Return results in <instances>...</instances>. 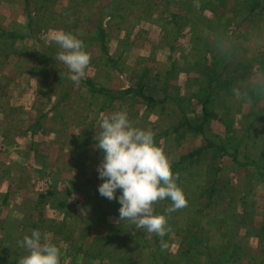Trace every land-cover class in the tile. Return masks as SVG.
<instances>
[{
  "label": "rangeland",
  "instance_id": "374dc122",
  "mask_svg": "<svg viewBox=\"0 0 264 264\" xmlns=\"http://www.w3.org/2000/svg\"><path fill=\"white\" fill-rule=\"evenodd\" d=\"M194 1L204 3L202 8L206 7V9H211L210 12H214L213 16L216 17V20H220L219 25L215 26L216 24H214L212 20L204 16L203 9L201 7L196 8L198 3L195 4L194 8H191V11L181 5L174 7L173 0H164L163 4L159 6V8L157 5V10H162L163 17L170 19V22L162 27L160 42L158 43L159 45H157V47L160 48V56L157 59L158 71H160L159 75L162 74L161 72L172 66V64L175 71H177L178 67H181L180 65L184 64L183 61H185L186 49H183V47L186 46L185 42L187 41L180 32L184 28L186 30L188 27L192 40H195V46L199 48V54H197L196 60V72L193 79L194 87L192 93L194 96H189L191 93L186 94L188 93L186 91L188 88L186 84H191L192 76H186V74L183 73L179 74L177 77L174 73H164V75L162 74V80L159 79V83L154 84L155 72L154 69L150 68L154 66V59L152 60L150 57L151 59L148 58L147 63H145V61H142L141 59H139V62L136 57L130 56L127 60H125V66L128 71L126 81L133 86H131V93L129 95L124 93L123 97H127L132 104L130 111L132 114V120L134 121L130 122L134 127L149 130L154 133V142L168 157L172 172L176 176V183L182 191H187L191 198L198 196L200 193L205 194L206 199L208 198V201L204 200L203 202L198 203L197 209L201 214H204V216H201L199 213L200 218L196 217L190 221V235H186V233H179L178 235V238L181 240L184 247H187L189 242H195L194 249L190 251L187 257H190L189 259L193 264H199L204 259H214L216 264H224V259L230 254H232L231 257H236V255H239L241 252L244 254L249 252L247 247L250 242V238L248 236H250L249 231H251V229L253 233L258 236V240L260 242L264 241V200H259L254 203L252 202V197H250L258 195L260 199L264 198V185L258 184L259 187H256L257 184H255L254 192L249 190V188H246L256 182L254 180L256 179L255 175L253 176V167L252 165H249V159H258L261 163H264V138H260V134H264V99H262L264 91H262V89L258 90L260 89V84H258V87L249 90V93L243 96L244 98H242V105H240V108L232 106L228 108L223 104L222 106H225L223 111L221 110V112H218V110L215 109V105H218L220 102L218 100L220 95L224 97V93H231L232 91L236 92L235 88L237 86L240 88V83H242L241 81H243V79L246 81L259 79V83L263 81L264 72L260 73L256 66L249 70L250 59H248V54L251 50L253 51V49H256L258 45L264 42V19L259 23V29H253L245 20H243L242 23L240 22L242 17L249 15V0ZM153 10L154 8L152 6L151 11L153 12ZM205 12H208V10ZM210 12L208 13L212 16ZM135 13L137 16L141 15V11H136ZM142 13H144V11ZM135 17L136 16L133 15V18L130 19V25H127V29L131 33L145 29L143 26H135V23L138 22L134 21ZM114 20L117 21V18H114ZM170 27H172L174 34L168 32ZM145 34L148 36L147 31ZM51 37L45 35L44 39H48L51 51L57 53V51L60 50V47L51 39ZM251 40L254 42L251 43ZM107 45H109V42ZM107 45L105 46L106 48ZM231 52H234L235 55L230 56L232 55L230 54ZM131 53L133 54V52ZM181 57H183V59H181ZM53 61L57 62L58 59L53 58ZM222 61L226 62V68L224 70H221ZM239 61L245 62L246 71L239 70L242 69L238 63ZM260 62H262L261 67L263 66L262 68L264 70V58L260 60ZM138 65H145L149 67L148 72L143 73L140 71V68V70L138 69L139 72L135 73ZM54 66L55 65H52V67ZM216 73H219V79L221 81H224V78H229L233 80L232 83L223 85L220 84L219 88H217V86L215 87L216 79L212 80V82L211 79L214 78ZM256 75H258V78L254 77ZM87 78L89 83L93 82L95 84V87H102L104 89L103 91H97L94 94L98 95L102 99L104 106L111 108L109 105L118 96L116 94L113 95L112 93L108 94L106 88L100 86V84L92 80L89 76L84 75L81 79L86 80ZM57 80H59L58 73H52L51 81L54 83L57 82ZM106 83L107 82L104 80L103 84ZM209 83L211 84V88ZM90 86H87V84L83 85L85 90L87 89L88 91ZM136 86L141 87V90H138ZM73 87L74 85L72 86V91L76 89L75 87L73 89ZM213 88L219 90V97H214ZM144 95H148L154 101L155 98L156 100H159L160 98L167 97L172 103L174 100L182 98L186 100L187 103H185L186 106H184L186 111L191 113L196 111L200 106L195 105L197 102L199 104L204 101L208 102L206 105H203L202 113L204 115L206 111L209 112L208 116H206L208 119V123L206 125V136L209 144H214V146L209 149L207 147L205 149L196 148L193 152L196 151L197 153L187 158H185L187 153L181 154L172 150L170 147L173 140L167 145L165 143L166 138L169 137V135L170 137L173 135L175 140H178V137H181V139L185 137V132L188 130L187 123H178L176 126L177 131L174 132V129L170 128L172 126L166 128L167 123L162 120H155V117L150 116L149 114V117L146 116V118H144L145 121L143 120L140 122L141 116H139L140 118L138 121V115L133 114L136 113L139 108L141 111L144 109V107L141 106ZM153 96L155 98H153ZM74 99L75 98L72 99V97H69L68 99H64V102L71 108L75 104ZM37 101L44 103L46 100L44 101V98L42 99L40 97ZM76 102L78 103V101ZM87 103L88 104L83 105L84 109L91 110V104H89L88 100ZM151 105L153 106V103ZM51 107L52 110H54V113H59V108L57 106ZM94 107L95 108L92 110L97 111L99 120H95L90 123H86L84 121L83 125L79 123L77 124V127L79 126L78 129H83V132L81 134L82 136L78 133L79 137L77 140L79 150L74 155L79 153L77 156H81L82 158L85 154H87V152H91L92 149L96 150V154H88L87 156L92 159L94 162L93 165L87 163V165L82 168V172L84 171L87 176L80 175L83 177L77 176L75 178L67 176V178H64L62 176L72 174L65 172V174H61L62 176H59L58 172L54 171L56 169H51V171H53L51 174V172H48V168H44L43 170L44 166L36 160V158L39 157L35 156L34 158L36 164H31L27 173L29 178L32 177L34 179L31 189L26 188V185L24 184L23 186L21 181L20 183L18 182V179L20 180V177H23L21 176V173L19 174L20 170L18 168H13L12 173H9V175L7 174V187L4 185L2 189L8 194L13 189H16V184H19L22 185L17 188V191L20 193H25L26 195L29 194L30 196H32L33 193L32 197L34 198L37 195L41 196L50 193L53 198L57 199V201H65L64 203L66 206L64 208V205L60 202L62 208L60 213L58 212V210H60L58 209V203H55V205L50 204L53 208H49L48 203H43L41 201L34 203L30 202L29 210L35 206L34 211H37V213L30 214L29 210H26L25 215L21 218H12L7 216L6 221L5 219L3 221L0 220V227L3 226L4 228V232H0V242L5 245L4 249L0 248V264H17V260L22 257L19 248L16 252H9V248L7 247L9 243L17 245L18 241H21L25 235H30L33 229L39 230L41 233L42 244L45 242L56 244L60 249V256L62 257H65L68 253L71 256L72 253L76 252L77 248H79V255L82 256L83 259L89 258L90 254L94 253L93 250L95 251V248L97 247L100 252L99 256L102 260L104 259L107 261L109 260L107 256H112L114 259L123 256L127 257V253L123 251V247L128 245L132 249L129 251L132 252L134 256H142L145 260L149 258V255L147 254L150 253L151 250L146 248L144 244H146L145 242L151 240L152 235L155 233H150L144 228L137 229L135 225L128 220L118 221L119 218L117 217H107L105 214L109 212L108 208H106V200L108 199L101 196L99 193V196L103 197V199L100 198L97 203L93 202L95 200L91 202L85 200V198L89 199L88 197H90L91 194L94 195V193L98 192L97 186L102 182L95 176L94 172L91 171L92 166H97L100 163L102 152L95 147L96 141L90 136V132L99 134L97 132L101 131L99 127L101 120L104 116L110 115L107 114L108 112L101 110L102 107L96 105ZM98 108L101 111H99ZM121 108V105H119L118 109L121 110ZM151 108H153V110L156 109V107ZM159 108H162L161 110L166 108L171 118L182 116L181 112L173 108V104ZM38 114L39 112L36 110L35 106L29 110L27 117V119L29 118L28 124L33 122L30 129L37 130L33 132L35 133L34 136H32L33 133H31L30 140L27 143L25 140L26 138L23 139L19 137L23 141L21 144H15V147H24L25 144L30 146L33 143L38 146V141L40 139L38 135L42 133L41 128H48L49 124L46 118L41 119L40 121L36 120L35 118ZM241 114L246 119L248 118V129L241 122ZM178 119L179 121L181 119L183 121V117ZM222 119L225 120V126L221 123V121H223ZM226 119L227 121H232V123L227 122ZM24 124L26 123L20 119L17 120L16 126H22ZM52 125L65 129L63 127L64 121L53 123ZM51 127L53 126H50V128ZM67 127L71 128V125H68ZM85 131H87V134H85ZM241 133H244L245 135H242ZM251 134L253 136H251ZM255 135L256 138L254 137ZM70 140L74 139L70 138ZM161 141L163 142L160 143ZM217 145H223L226 149L228 148L232 151L235 150L238 155V160L233 163L232 159L230 160L229 157H226V155L222 156V153L218 150ZM161 146L166 147L162 148ZM176 146L178 148L180 147L178 142ZM0 151H6V146L3 142H1V140ZM41 151H45L46 153L47 149L42 147ZM74 155L71 156L74 157ZM26 157L27 154L24 158ZM20 160H22V158ZM59 164V160L55 163L52 161L51 167L57 168ZM3 169L4 168L2 167L0 168V174L3 172ZM52 177H55L54 182L52 181ZM60 180L65 181L61 183V186H58L61 182ZM240 181L243 183V190H245L244 201L241 200L240 195L236 194H240ZM63 188H66V191H64ZM17 191L15 190L14 192ZM219 198H222L224 201L223 216L220 220L222 224L219 225L220 227H223L222 235L214 232H208L210 231L208 228L213 227L215 222L218 221V214H215L218 205L214 203L213 200L220 201ZM236 199L240 200L236 201ZM162 201L170 202L171 200L164 199ZM112 202L114 204L117 203L115 199H113ZM4 204V207H8L7 203L4 202ZM54 208H56V210H54ZM166 208L158 207L157 211H160L161 209H164V211L166 210V215L168 214L166 216L167 219L170 220V223H174L176 221L174 217L175 215L173 216L175 211L169 212ZM247 211H249V213ZM74 214H78V216L75 217ZM237 215H239L238 218H236ZM238 223H242L244 225L243 227L238 228V230H248L246 232L242 231L244 233L242 236H239L236 232ZM108 225H112L113 227L117 225L119 228H124L128 231V234L126 233V235L123 236V240H118L117 229H115V227L112 229L111 226L110 230H106ZM17 226L22 227L23 232H20L19 234L16 233L18 232ZM26 230H28V232ZM155 237L161 236L155 234ZM254 238L255 239L253 241L256 240V237ZM234 244H240L242 249L237 250ZM164 246L166 249V245ZM170 246L172 247H168L167 251H169V249H175L176 247L173 243ZM167 251L166 253H168ZM152 256L154 257V255Z\"/></svg>",
  "mask_w": 264,
  "mask_h": 264
},
{
  "label": "crops",
  "instance_id": "0c3cea01",
  "mask_svg": "<svg viewBox=\"0 0 264 264\" xmlns=\"http://www.w3.org/2000/svg\"><path fill=\"white\" fill-rule=\"evenodd\" d=\"M163 1L164 0H0V140L6 146L5 152L0 151V168H4L3 172L0 174L1 221L4 219L6 221L7 216L12 218L23 217L26 210H29L30 208V202L34 203L37 201L48 203L49 208L52 207L50 204L55 205V203H58V209H60L58 212L61 213L62 208L60 202H62V205H64L65 208V201H57V199L53 198L50 193L41 196L37 195L34 198L32 197L33 193L32 196L29 194L26 195L25 193L18 192L17 188L24 184L26 185V188L31 189L34 179L32 177L29 178L27 173L31 164H36L34 156L40 158H36V160L44 166L43 170L44 168H48V172H51V174L53 173L51 169H56L54 171H57L59 176H62L61 174H65V172L72 174L62 176L64 178H67V176L74 178L77 176H87L84 171L82 172V168L86 166L87 163L93 165L94 162L87 156L88 154H96V150L92 149L91 152H87L82 158L81 156H77L79 153L74 155L79 150L77 140L79 137L78 133L81 135L83 132V129H78L79 126L77 127V124L79 123L83 125L84 121L90 123L99 120L97 111L92 110L95 108V105L102 107L101 110L108 112L107 114H111V112L114 111H120L118 108L119 105H121V110L127 112L129 120L134 121L132 120V114L130 111L132 104L127 97H123L124 93L126 95L131 93V86H133L126 81L128 71L125 66V60L130 56H134L138 60L141 59L142 61H145V63H147L148 58H152V60L154 59V66L150 67L151 69H154L155 72L154 84H158L159 79L162 80L164 73H174L177 77L179 74L183 73H185L186 76H192L191 84H186L188 87L186 90L188 93L186 94L191 93L189 96H194L192 93L194 87L193 79L196 72V60L197 54H199V48L195 46V40H192L188 27L186 30L184 28L180 32L187 41L185 42L186 46L183 47V49H186L185 61H183L184 64L180 65L181 67H178L177 71H175V68L173 69V64L172 66L169 65V68L161 72L163 75H159L160 71H158L157 59L160 56V48H158L157 45H159L158 43L160 42L162 27L170 22V19L163 17L162 10H157V5L159 8V6L163 4ZM173 3L174 7L181 5L182 7H186L189 11L192 10L191 8H194L196 3H198L196 8H200V4H202V6L204 4L200 1L196 2L194 0H173ZM152 6L154 8L153 12L151 11ZM202 9L204 16L212 20L213 23L216 24L215 26L219 25L220 20H216V17L213 16L214 12H210L211 9H206V7H203ZM207 10L212 16L209 15L208 12H205ZM136 11H141V15L137 16L135 13ZM143 11L144 13H142ZM133 15L136 16L134 21H138L135 23V26H143L145 29L142 31H136L135 33L128 31L127 25H130V19L133 18ZM114 18H117V21H115ZM255 24L258 23L255 22ZM57 31L71 33L84 42V49L91 57L90 63L85 69V76L91 77L92 80L100 84V86L106 88L108 94L112 93L113 95L116 94L118 96L109 105L111 108L104 106L102 99L98 95H95L87 89L85 90L79 81L74 82L68 79V69L63 62L59 60L57 62L53 61V58H57L62 49L57 51V53L51 51L50 43H48V39H44V36L47 35L51 37ZM146 31L148 32V36L145 34ZM168 32L174 34L172 27L169 28ZM108 42L109 45H107ZM250 42L253 43L254 41L251 40ZM106 45L107 48L105 47ZM131 52H133V54ZM263 58L264 42L258 45L256 49H253V51L251 50L248 54V59H250L249 70L256 66L258 71L263 73V66L261 67L262 62H260ZM181 59H183V57H181ZM52 65L55 66L52 67ZM148 68L149 67L145 65H138L135 73L139 72L138 69L143 73H147ZM54 72L58 73L59 80L53 83V81H51V75ZM257 76L258 75L254 77L258 78ZM104 80L107 82L106 84H103ZM258 80L259 79L246 81L243 79V81H241L242 83H240V88L239 86L235 88L236 92L232 91L231 93H224L225 96L219 98L220 102L218 105H215V109L218 110V112H221V110L223 111L225 109V106L228 108L231 106L240 108V105H242V98H244L243 96L248 94L249 90L258 87L260 82V80ZM73 85L76 89L73 87L74 90L72 91ZM136 88L141 90V87L136 86ZM154 96L153 98H155ZM40 97L42 99L44 98V101H46L44 103L38 102L37 99ZM69 97H72V99L75 98V104L71 108L64 102V99H68ZM143 97L144 102L142 101L141 106L144 107V109L141 111L139 108L138 111L133 114L138 115V121L140 118L139 116H141V122L146 116L149 117V114L150 116H154L155 120H162L167 123L166 128L172 126L170 128H173L174 132L177 131L176 126L178 123H187L188 130L185 132L186 136L182 138L183 140L181 137H178V140H175L173 135L172 137L169 135V137L166 138L165 143L167 145L173 140L170 147L172 150L185 154L196 148L205 149L207 147L209 149L214 146V144H209L207 140L206 125L208 119L205 118L202 113L203 102L200 104L197 102L195 105L200 106H197L198 109L191 113L186 111V108L184 107L186 106V100L182 98L176 99L172 103L167 97L160 98L159 100H156L155 98V101L148 95H144ZM262 99H264V95ZM87 100L89 101V104H91V110L84 109L83 105L88 104ZM149 100L151 104L153 103V106L149 103ZM76 101H78V103ZM171 104H173V108L181 112L182 116L171 118L166 108L163 110H161L162 108H159ZM223 104L225 105L224 107L222 106ZM33 106H35L36 110L39 112L35 119L40 121L41 119L46 118L49 123L48 128H41L42 133L38 135L40 137L38 146L33 143L30 146L25 144L24 147H15V144H21L23 141L20 138H26V143L29 142L31 133L37 130L30 129L33 122L28 124L29 118L27 119L28 112ZM51 106H57L59 108V113H54ZM150 106L156 107V109L153 110ZM182 117L183 121L182 119L179 121L178 118ZM240 118L242 124L248 129V118L246 119L243 115ZM20 119H22L27 125L16 126L17 120ZM222 120L221 123L225 126V120ZM61 121H64L63 127L65 129L52 125L53 123ZM227 122L232 123V121ZM68 125H71V128H68ZM50 126L53 127L50 128ZM86 132L87 131H85V134H87ZM241 134L245 135L244 133ZM34 135L35 133L32 134V136ZM90 136L94 139L95 133L90 132ZM251 136L253 135L251 134ZM254 137L256 138V135ZM70 138H73L74 140H70ZM260 138H264L263 133L260 134ZM162 142L163 141L160 143ZM177 142L180 146L179 148L176 146ZM42 147L47 149L46 153L45 151H41ZM161 147L164 148L166 146ZM217 147H222L223 151L221 153L224 154L222 156L226 155L230 160L232 159L233 163L238 160V155L235 150L232 151L228 148L226 149L223 145H217ZM26 154L27 157L24 158ZM71 155H74V157ZM21 158L22 160H20ZM57 160H59V166L57 168H52V161L55 163ZM252 160L258 162V159ZM252 160L249 162V165H252L253 167V176L255 175L256 179L254 180L256 182L250 186L248 185L249 187L246 188H249V190L254 192L255 184H257L256 187H259L258 184L264 185V174L261 175L259 173L255 162H252ZM262 166H264V163L259 165L261 171L264 170ZM13 168H18L20 170L19 174L21 173V176L23 177H20L18 182L20 183L21 181L22 185L16 184V189H13L8 194L3 191L2 188L4 185L6 186L7 174L9 175V173H12ZM91 168V171L94 172L96 177H98L96 171L97 166H92ZM52 178V181L54 182L55 177ZM60 181L61 182L58 186H61V183L65 180ZM240 183V194H236L240 195L241 200L244 201L245 190H243V183L241 181ZM63 189L66 191V188ZM15 190L17 192H14ZM183 193L187 204L185 207L175 210L173 216L175 215L174 217L176 221L174 223H170V220L167 219L166 216L168 214L166 215L165 210L164 216L166 217L167 222L170 223V227H166L167 230L165 232L167 235L165 238V250L167 251L168 247H172L170 246L172 243L176 245L175 249H169V251H167L168 253H166L165 258L162 259L159 255L158 258L153 257L152 255H154L155 251L150 249L151 252L147 254L149 255V258L145 260L142 256H134V254L129 251L131 247L126 245L123 247V251L127 253V258L125 260H102L99 256L100 254H98L97 247H94V255H91L89 258L83 259L82 256L79 255L80 252L77 249L71 256L69 253L66 254L65 257L60 256L59 264H193L189 257H187L189 253L186 254V247L182 245L178 235L179 233L182 234L186 232L192 219L196 217L200 218L201 213L197 209L198 203L203 202L204 200L208 201V198L206 199V196L203 193L192 198L187 191ZM250 197H252V202L254 203L259 200H264V198L260 199L258 195ZM88 198L89 199L85 198V200L90 202L95 200L93 202L96 203L100 198L103 199V197L99 196L98 192L94 193V195L91 194ZM219 199L220 201L213 200L214 203L218 205V208L215 211V214H218V221L215 222L213 227L208 228V230L210 229L208 232L222 235L223 227H220L219 225L222 224L220 220L223 216L224 201L222 198ZM238 200L240 199H236V201ZM4 202L7 203L8 207H4ZM106 202V208H108L109 212L105 215H107V217L119 218V203L116 201L117 203L114 204L112 200H106ZM171 205V201L166 202L158 200L152 205L153 214L156 213L158 207H167L166 209H168ZM34 207H32L33 210H29L30 214L37 213V211H34ZM54 210H56V208H54ZM247 212L249 213V211ZM74 215L75 217L78 216V214ZM201 216H204V214H201ZM238 217L239 215L236 216V218ZM111 226L112 225H108L106 230H110ZM17 227L18 229H16L18 232L16 233L19 234L20 232H23L22 227ZM114 227L117 229V239L123 240V236H125L126 233L128 234V231L124 228H119L117 225ZM114 227L112 226V229H114ZM30 228L33 229L32 227ZM26 231L28 232V230ZM242 231L243 229H236L239 236H242V234H244L243 232L248 230ZM0 232H4L3 226L0 227ZM249 235L250 242L247 247L249 252L246 254L241 252L238 256L236 255V257L226 256L224 264H264V241L260 242L258 236L253 233L252 229L249 231ZM253 236L256 237L255 241H253L255 239ZM4 246L5 245L0 242V248L4 249ZM7 248H9V252H16L19 248L22 256L27 254V250L20 247L19 244L16 245L14 243H9ZM222 248L225 249L224 247ZM199 264L216 263L214 259H204Z\"/></svg>",
  "mask_w": 264,
  "mask_h": 264
},
{
  "label": "clouds",
  "instance_id": "9594fccd",
  "mask_svg": "<svg viewBox=\"0 0 264 264\" xmlns=\"http://www.w3.org/2000/svg\"><path fill=\"white\" fill-rule=\"evenodd\" d=\"M51 39L62 49L57 59L67 66L68 79L78 82L91 59L84 42L64 31L55 32ZM99 127L94 137L95 147L102 152L96 169L102 181L98 193L119 203L118 221L128 220L137 229L164 236L167 220L163 214H153V203L169 199L172 205L167 211L172 212L187 201L168 157L154 142V133L134 127L122 110L104 116ZM18 244L27 254L17 264H59L60 249L51 242L42 244L39 230L33 229Z\"/></svg>",
  "mask_w": 264,
  "mask_h": 264
},
{
  "label": "trees",
  "instance_id": "16d2710c",
  "mask_svg": "<svg viewBox=\"0 0 264 264\" xmlns=\"http://www.w3.org/2000/svg\"><path fill=\"white\" fill-rule=\"evenodd\" d=\"M250 1V4H249V15H247V16H244V17H242L241 18V20H240V22L242 23V21L243 20H245V21H247V24L250 26V27H252L253 29H255V28H260L259 27V23L264 19V0H249ZM201 7H202V4H201ZM239 22V23H240ZM255 22H257L258 24H255ZM229 25V24H228ZM238 25H240V24H238ZM224 32V31H223ZM237 37H238V35H237ZM230 54H232V55H230V56H234L235 55V53L234 52H231ZM239 64H240V68H242L241 70L242 71H244L245 70V62H241V61H239L238 62ZM226 68V62H221V70H224ZM214 79H216L215 80V87L217 86V88H219L220 87V84L221 85H223V84H227V83H232V80L231 79H229V78H224L225 80L224 81H221L220 79H219V73H216L215 74V76H214V78L213 79H211V82H212V80H214ZM89 80H88V78L86 79V80H82V79H80L79 80V83H81L82 85H86L87 84V86H90V85H92V86H90L89 87V91H91V92H93V93H95V92H97V91H99V92H101V91H103L104 89L102 88V87H95V84L92 82V83H89L88 82ZM91 82V81H90ZM260 84V89H258V90H261L262 89V91H264V79H263V81L261 82V83H259ZM209 85H210V88H211V84L209 83ZM211 93V92H210ZM213 93H214V97L215 98H217V96L219 97V90H217L216 88H213ZM264 95V94H263ZM220 97H222L221 95H220ZM215 100H217V99H215ZM219 100V99H218ZM220 101V100H219ZM208 102H206V101H204L203 102V105H206ZM208 114H209V112L208 111H206V113L204 114V117L206 118V116H208ZM218 148V150H220L221 152L223 151L222 149V147H217ZM220 152V153H221ZM195 153H197L196 151H191V152H189V153H187L186 155H185V158H187V157H189V156H193ZM219 153V154H220ZM224 153V152H223ZM221 155H224V154H221ZM253 158H251V159H249L250 161L252 160ZM255 160V159H254ZM252 162H255V161H253L252 160ZM255 164H256V166H257V169H258V171H259V173L262 175V174H264V170L263 171H261L260 169H259V165L260 164H262L261 163V161L260 160H258V162H255ZM263 168H264V166H262ZM155 214H165V211H164V209H161L160 211H156V213ZM244 225L242 224V223H238V225H237V229L238 228H241V227H243ZM166 227H170V223L169 222H167V225H166ZM190 228H189V225H188V228H187V230H186V235H190L189 233H190ZM166 233L164 234V236H162V237H155V234L154 235H152V238H151V240H149V241H147V242H145L146 244H144V246L146 247V248H148V249H151V250H153V251H155L154 252V257L156 258H158V255L163 259V258H165V255H166V251H165V238H166ZM158 238V239H157ZM194 243L195 242H189L188 244H187V247H186V250H185V252H186V254L187 253H190V251L191 250H193L194 249ZM234 246L236 247V249L237 250H241L242 249V247H241V245H239V244H234ZM239 248H241V249H239ZM77 249H79V248H77ZM98 249V248H97ZM93 252H95L94 250H93ZM98 254H100V252H99V250H98ZM158 254V255H157ZM91 255H94V253H91L90 254V256ZM230 257L232 256V254H230L229 255ZM237 256H238V254H237ZM107 258H109V260H112V261H116L117 259H119V260H125L127 257L126 256H123V257H119V258H113L112 256L111 257H108L107 256ZM190 258V257H189ZM117 263V262H116Z\"/></svg>",
  "mask_w": 264,
  "mask_h": 264
}]
</instances>
